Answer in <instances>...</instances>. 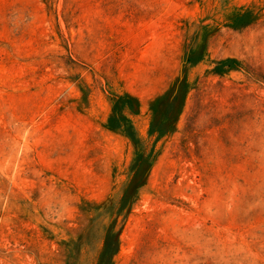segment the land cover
I'll return each instance as SVG.
<instances>
[{"label":"rangeland","instance_id":"1","mask_svg":"<svg viewBox=\"0 0 264 264\" xmlns=\"http://www.w3.org/2000/svg\"><path fill=\"white\" fill-rule=\"evenodd\" d=\"M0 264H264V0H0Z\"/></svg>","mask_w":264,"mask_h":264}]
</instances>
